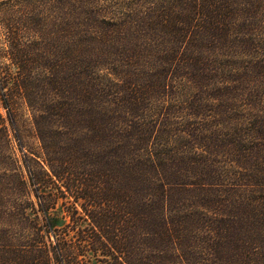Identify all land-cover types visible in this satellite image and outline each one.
I'll return each instance as SVG.
<instances>
[{"label":"trees","instance_id":"16d2710c","mask_svg":"<svg viewBox=\"0 0 264 264\" xmlns=\"http://www.w3.org/2000/svg\"><path fill=\"white\" fill-rule=\"evenodd\" d=\"M18 105L0 264H264V0H0L4 137Z\"/></svg>","mask_w":264,"mask_h":264},{"label":"rangeland","instance_id":"374dc122","mask_svg":"<svg viewBox=\"0 0 264 264\" xmlns=\"http://www.w3.org/2000/svg\"><path fill=\"white\" fill-rule=\"evenodd\" d=\"M17 113L18 122L15 127H9L5 121L4 125L8 127L7 136L0 133V228L12 236L17 234L19 225L17 213L19 214L25 204H28L27 207L34 205L37 208L26 165L36 168L34 163L28 161L32 155L41 154L40 145L33 131H30L29 111L25 105H18ZM0 114L5 119L6 111L2 107ZM2 141L4 145L1 144ZM22 180L26 182L25 187Z\"/></svg>","mask_w":264,"mask_h":264}]
</instances>
